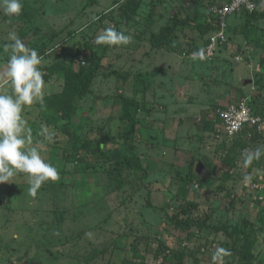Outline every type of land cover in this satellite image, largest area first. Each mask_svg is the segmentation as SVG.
Segmentation results:
<instances>
[{
    "label": "rangeland",
    "instance_id": "1",
    "mask_svg": "<svg viewBox=\"0 0 264 264\" xmlns=\"http://www.w3.org/2000/svg\"><path fill=\"white\" fill-rule=\"evenodd\" d=\"M22 1L37 10L35 18L27 24L18 23L15 17L8 22L9 17L0 8V85H5L3 73L9 52L4 45L10 43V31H15L26 46L36 39H52L47 49L49 55L43 57L40 68L51 65L60 53L69 61L75 54L77 60L89 57L90 49L86 45L92 43L96 52L104 55V67L92 84V93L78 102L79 109L71 122L64 124L59 114L55 124L48 123L40 115L41 109L46 108L45 100L43 106L35 103L27 107L29 113L25 119L30 128L34 124L38 133L36 138L31 137L30 146L38 147L43 159L57 168L59 179L45 182L35 197L28 192L26 174L20 173L9 183L0 184L1 191L8 197L5 206L0 204V264H179L175 256L179 252L184 253L180 264H213L212 255L219 247L231 253L223 258V264H238L243 239L235 240L222 232L215 233L214 240L212 234L190 238L189 231L173 226L171 216L178 208L189 204L196 206L192 213L194 218L208 216L207 221L213 225L221 222L232 229L244 218L253 223L250 239L253 264H264V180L257 181L256 188L253 182L244 181L246 168L242 155L245 150L251 152L264 146V139L251 144L245 137L225 139L229 147L235 149L236 145L234 153L228 152V159L235 158V168L230 171L229 180L220 182L224 190L219 192L218 181L228 170L226 147L223 148L224 143L217 139L212 127L207 128L210 131L204 130L202 123L208 116L218 122L215 109L222 110L244 96L241 89L232 85L239 94H230L225 103H215L218 96L214 84H221L224 92L226 88L222 86L229 79L230 84H237L229 72L235 63L241 67L249 64L255 72L253 82L258 85L257 90L255 86L250 92L255 93L251 94L250 103L264 112L261 101L264 100V19L255 21L249 32L238 37L240 46L231 42L233 30L228 34V43L215 57L194 61L191 54L205 48L212 33L202 35L198 26L204 23L213 6L222 2L220 0H137L140 4H136L139 5L128 23H117L116 17L118 3L126 0ZM111 13L116 22L105 18ZM175 13L182 17L196 14L197 19L185 31L177 32L176 47L172 51L157 52L150 73L151 80L154 77L156 82L149 92H139L137 96L145 99L138 100L145 112L135 115L134 153L144 160L147 177L140 180L141 173L137 170L129 178L123 174L125 185L118 188L112 174L113 159L117 150L125 149L121 147L120 136L126 121L118 120L121 106L114 97L128 96L125 88L128 92L132 88L129 85L119 88L121 84L118 87L113 73L134 74L142 70L134 64L140 59L134 54L135 43L140 42L137 36L148 39ZM93 16L97 17L95 22L91 20ZM108 27L131 36V42L126 46L94 43ZM233 55L243 61L236 62ZM73 67L79 68L77 62ZM246 71L242 72V78L246 77ZM62 82L56 78L45 82V95L60 93ZM3 86L0 91L6 90L7 86ZM132 93L135 91L129 95ZM80 125L84 128L81 131ZM43 127L54 133L53 142L40 134ZM219 129L215 127V131ZM105 133L109 138L102 136ZM77 135L84 141L90 140L89 151L94 152L90 156L82 152L74 161L73 144ZM103 139L102 150H96L97 142ZM241 144L246 145L242 151L238 148ZM192 161L211 164L215 170L211 176L207 175L211 185L200 188L195 180L187 179V166ZM261 162L264 166V156ZM228 165H232L231 161ZM253 171V176H264V167ZM239 175L242 177L237 178ZM229 190H232L230 197L226 194ZM190 230L198 232L197 228ZM136 236L142 238L138 241L137 255L133 245L137 242ZM161 244L165 246L163 251Z\"/></svg>",
    "mask_w": 264,
    "mask_h": 264
},
{
    "label": "trees",
    "instance_id": "2",
    "mask_svg": "<svg viewBox=\"0 0 264 264\" xmlns=\"http://www.w3.org/2000/svg\"><path fill=\"white\" fill-rule=\"evenodd\" d=\"M139 1V0H138ZM137 0H126L125 3H118V11H117V23H120V21L124 23H128L130 21L131 14L136 11V8L138 5H136ZM23 9L22 14L19 17H15L16 20H18V23L20 24H27L31 20L35 18V15L37 13V10L34 8H31L29 5L25 3V1H22ZM111 15V16H110ZM109 16H105V18L109 19L112 22H116V18H114L113 14L111 13ZM104 16V15H103ZM208 17H210V22L200 25L202 28H199L202 35L208 34L210 31H213L216 28V22L213 21V14L210 12L207 14ZM235 19H238L239 22H241L243 25L241 27L236 28V32L244 35L245 32H249L250 28L252 27L253 23L255 21L264 19V12H255V13H239L235 14L233 16ZM229 17V18H230ZM14 18V17H13ZM33 18V19H32ZM119 18L121 20H119ZM228 18V19H229ZM197 17L196 14L194 16H184L182 17L179 13H175L174 16L167 21L166 25L164 27H161V29L157 33H152L145 43L149 45L154 50H166V51H172L175 47V39L177 37V32L179 30L185 31L186 28L192 24L195 23ZM227 24V23H226ZM231 25H226V32H230ZM229 31V32H228ZM52 40V39H51ZM50 39H36L33 41H30L28 43L29 48L36 49L38 54L40 56L45 57L48 54V46L51 42ZM209 40H207L208 42ZM90 49V56L89 57H83L82 60H77V54L71 56V60L69 61L67 58H65L64 53H60L57 56V60L53 62L51 65H43V68H40L43 74V79L45 82L51 81L53 78H56L58 80H62V91L60 93H52L44 96V100L46 108L41 109L40 115L47 120L48 123L55 124V117L59 114L60 120L63 119L67 124V122H71L77 112L78 108V102L82 101L84 98H86L88 95L92 93L91 87L94 83L95 79L98 77L99 72L103 69L104 65L102 63L104 59V55L96 52V46L92 44L86 45ZM49 55V54H48ZM77 62V65L79 68L76 70L73 67V64ZM41 67V66H39ZM118 80V87L121 84L119 88H124L127 82L130 81V84H128L131 88H133V91L135 93H132L131 96L127 95H121V96H115L114 100H116L117 103L121 106V111L118 120L126 121V127L122 132V135L120 136L123 140V146L125 149L117 150L116 158L113 159L114 162V170H112V174L114 176V181L117 183V187L121 188L125 185V180L122 178V175L125 174L128 178L130 177L131 173L134 172V170L140 171L141 176L140 180L144 181V179L147 177L146 171L143 169V161L141 157H137L134 153L135 143L133 142V137L135 133L137 132V121L135 119V115L140 112H145L144 109L141 108V104L139 103V99L137 98L138 93L140 92V86L137 87V83L142 79V74L146 75L145 72H141L138 70V72L132 74V72L126 71L125 74H121L119 71H116L113 73ZM126 90V88H125ZM141 93V92H140ZM143 107V105H142ZM255 114L260 115L264 117L262 111L255 110ZM53 115V116H52ZM209 119V118H208ZM204 122V130H206L208 127H212V130L215 134V126L219 122L212 121V120H203ZM80 131L83 130L82 126H79ZM210 129V128H209ZM207 129V130H209ZM79 131V132H80ZM210 131V130H209ZM212 132V131H211ZM37 131L35 129V126L33 124V127H31V137L36 138L37 137ZM81 135V134H80ZM76 136V140L73 144L74 149V158L75 156H78L82 152L87 153V156H90L94 151L90 150L91 141L87 140L84 141L80 136ZM108 133H105L102 135L103 137H108ZM140 135H142L140 133ZM218 138L221 142L224 143L223 148H225L226 152V159H228V152L234 153L235 149L229 147L226 145L225 137L222 136V134L219 132L217 133ZM243 138L245 136H240L237 138ZM109 138V137H108ZM246 138V137H245ZM264 139V135L254 134L251 140H249L250 144L251 142L257 143ZM104 142L103 140H99L97 142L96 150H102L101 144ZM246 147L245 144L239 145L238 148L242 151ZM136 149V148H135ZM230 149V150H229ZM233 149V150H232ZM194 157H192L193 159ZM263 156L258 161H253V163L246 168V171L244 172L245 175H249L250 177L253 176L254 171L253 169H259L260 167H264L262 165ZM112 159V158H111ZM196 159V158H195ZM74 161H77L76 158L73 159ZM194 160V159H193ZM228 161H231V166L228 165ZM200 162V161H198ZM234 162L235 158L228 159L226 162V167L228 168L227 171L222 174L221 179L218 181L219 185V192L224 190L223 183L229 180L230 178V171L234 169ZM206 170L208 171V176L212 175L215 170L212 168L211 164L209 162H202ZM197 161H192L190 165L187 166L188 168V175L187 179L189 181L195 180L198 187L203 188L206 186H209L211 182V178L207 177L204 181L200 179L199 175L196 172V166ZM104 168V167H103ZM102 168V169H103ZM114 171V172H113ZM244 176V175H243ZM224 177L225 179H223ZM242 177V175H239L237 178ZM259 179V180H258ZM264 176H253L251 183L258 184L257 181H263ZM217 180H215L216 182ZM123 188V187H122ZM232 191V190H231ZM230 190L226 192L227 196H231ZM8 198V197H7ZM5 197V194L0 189V199H2V202L0 204L4 205L6 204V201L8 200ZM196 206L193 204L189 205H183L182 207L178 208L177 211L171 216V223L176 229H179L181 231H189L190 238H199L202 237V234L211 235L212 239H215V233L222 232L225 235L235 238V240L243 239V249H241L238 254L240 255V258L238 259V264H253V261L255 260L253 256V248H252V242L251 238L253 236V229L254 225L250 221L246 220L245 218L239 223L238 225L234 226L232 229L228 228L227 224H223L219 222L220 224L213 225L207 221V217L205 219H201L199 217L194 218L193 216V209ZM209 218V217H208ZM197 228V233L192 232L190 229ZM202 232V233H201ZM205 232V233H204ZM201 233V234H200ZM142 238H139L136 236L135 240L137 242H134V253L137 255L139 251V243ZM164 244H161V250L163 251ZM233 250L236 248L235 244L232 246ZM232 251V250H231ZM233 252V251H232ZM184 253L179 252L177 255L178 259L177 262L180 264V261L183 260L182 256ZM175 258V257H174ZM144 264V263H141ZM230 264V263H228Z\"/></svg>",
    "mask_w": 264,
    "mask_h": 264
},
{
    "label": "clouds",
    "instance_id": "3",
    "mask_svg": "<svg viewBox=\"0 0 264 264\" xmlns=\"http://www.w3.org/2000/svg\"><path fill=\"white\" fill-rule=\"evenodd\" d=\"M0 8L9 17L8 22H10L13 17L22 14V0H0ZM96 19V16L91 17L92 22ZM8 39L10 43L5 44L4 49L9 52V57L3 73V83L7 88L5 91H0V184L9 183L20 173L26 174L29 183L28 192L35 197L45 182L59 179L57 168L43 159L38 147L30 146L32 145L31 128L23 116L27 107L35 103L43 106L45 81L39 67L43 58L36 49L26 46L15 31L8 33ZM130 42L131 36L113 27L105 28L94 41L96 44L107 46H126ZM191 59L206 60L205 49L200 48L193 52ZM241 60L240 57L235 58L236 62ZM248 98L251 102V98ZM251 107L255 110V107L252 105ZM217 126L220 129L215 132L216 137L221 130L219 122ZM40 134L48 142H53L54 133L48 128L43 127ZM242 155L244 167L247 168L253 161H258L264 156V146L251 152L245 150ZM250 180L251 177L245 175L244 181ZM229 255L231 253L228 249L217 248L212 255L213 264L218 262L223 264V258Z\"/></svg>",
    "mask_w": 264,
    "mask_h": 264
},
{
    "label": "built area",
    "instance_id": "4",
    "mask_svg": "<svg viewBox=\"0 0 264 264\" xmlns=\"http://www.w3.org/2000/svg\"><path fill=\"white\" fill-rule=\"evenodd\" d=\"M263 7L264 0H223L221 5L212 8L211 13L218 20V29L204 48L207 57L212 58L217 48L228 41L226 22L230 16L255 13ZM215 116L221 126L219 132L225 139L244 135L251 140L254 134L264 135V117L255 114L248 97L233 101L222 110L216 109ZM252 186L256 188L257 184Z\"/></svg>",
    "mask_w": 264,
    "mask_h": 264
},
{
    "label": "crops",
    "instance_id": "5",
    "mask_svg": "<svg viewBox=\"0 0 264 264\" xmlns=\"http://www.w3.org/2000/svg\"><path fill=\"white\" fill-rule=\"evenodd\" d=\"M220 1H222L223 2V0H220ZM222 2H220V4L219 5H221L222 4ZM219 5H217V6H219ZM214 7H216V6H213V8ZM258 12H260V13H262V12H264V7H263V9L261 10V11H258ZM213 21H214V23L216 22V28L213 30V31H210V32H212V33H210L211 35H210V37L209 38H211V36H213L214 34H215V32L217 31V29H218V20H217V17L213 14ZM231 18V21H229V23H228V20ZM229 19H227V25H231L230 27H231V29H230V31L232 32L233 30H234V38L231 40V42H234V43H236V45L238 44L239 45V36H242V34H240V33H237L236 32V28H238V27H241L243 24L241 23V22H239V20L238 19H235V18H233V17H230ZM210 17H208L207 15H206V17H205V20H204V23L203 24H205V23H208V22H210ZM192 25H194V24H192ZM201 25V24H200ZM254 26H255V22H254ZM199 28H202L201 26H198ZM200 31V30H199ZM229 32V31H228ZM137 33V32H136ZM230 33V32H229ZM229 33H227V39H228V41H229V37H228V34ZM247 32H245L244 34H246ZM209 38H208V40H209ZM137 39L140 41V42H138V43H135V46H134V48H135V50H134V54H136V56H138V57H140V59L139 60H137V62H135L134 64L135 65H137V67L139 68L140 67V69L142 68V70H139V71H141V72H145V74H148V75H144L145 77H142V79L137 83V85L138 84H140L141 85V87H142V89H140V92L141 93H146L147 91L149 92L150 91V89L152 88V86H153V82H154V84H155V82H156V79H154V77H153V80H151V74L150 73H152V70H153V67H154V63H155V60H156V56H157V52L158 51H166V50H154V49H152L149 45H147V43H145V41H143V40H146L145 39V37L144 36H137ZM228 41L226 42V43H223L221 46H219L218 48H217V50H216V52H215V54H214V57L216 56V54H218V52H220L221 51V49H223V46H225L227 43H228ZM209 42V41H208ZM240 46V45H239ZM229 47V46H228ZM167 52H169V51H167ZM230 53H232V51H230ZM234 56V55H233ZM235 58H236V56H234ZM243 61V59L241 60V62ZM240 62V63H241ZM247 62V61H246ZM246 62H243V63H245L246 64ZM248 63V62H247ZM247 66H239V64H237V63H235L234 65H233V69H231V70H229V72H230V77L232 78V81H237V84H235L234 82H232L231 84H230V82H231V80L229 79V82L227 83V84H225L224 86H222V88L224 87V88H226V90H225V92L224 91H221V84L219 85V84H214L213 86L216 88V91H217V96H218V99L216 100V102L215 103H218V104H220V103H225L227 100V97L230 95V94H234V93H238V91L237 90H240L241 89V93L242 94H244V96L243 97H246V96H248V97H252V95L251 94H255V93H250V92H253L252 90L255 88V86H256V90H257V85L258 84H256L255 82H253V79H254V75H255V72H253V70H251V67H250V65L249 64H246ZM243 68V71H244V69H247V71H246V77H244V78H242V72L243 71H241V69ZM259 72H260V69H259ZM130 79H129V81L127 82V84L125 85V86H128V84H130ZM245 82V83H244ZM239 83V84H238ZM148 84V85H147ZM241 84V85H240ZM232 85H234L235 87H236V89L235 88H233V86ZM1 86H3V85H0V87ZM5 86V85H4ZM3 86V87H4ZM2 87V88H3ZM1 88V89H2ZM127 88V87H126ZM131 88V87H130ZM132 91H133V88H132ZM131 90H130V92H128V90L126 89L125 90V92L128 94V96H130L129 94L132 92ZM230 92H232V93H230ZM248 93H250V94H248ZM168 94H169V96H171V91H168ZM239 94V93H238ZM188 95H189V93H188ZM190 97V96H189ZM255 99V98H254ZM139 100H145V99H139ZM226 100V101H225ZM252 100V99H251ZM261 101H263L264 102V100H261ZM262 104H264V103H262ZM166 107V105L163 107V108H165ZM255 110H256V108H255ZM28 109L26 108L25 110H24V112H23V115H25L24 116V118L25 117H28ZM262 113H264V112H262ZM209 117V116H208ZM206 120H208V119H206ZM209 120H211V118H209ZM215 127H217V124H216V126ZM220 142H221V140L220 139H218Z\"/></svg>",
    "mask_w": 264,
    "mask_h": 264
},
{
    "label": "water",
    "instance_id": "6",
    "mask_svg": "<svg viewBox=\"0 0 264 264\" xmlns=\"http://www.w3.org/2000/svg\"><path fill=\"white\" fill-rule=\"evenodd\" d=\"M196 172L199 175L200 179H202V181H204L208 175V171L206 170V168L202 163L197 164ZM0 202H2V199H0Z\"/></svg>",
    "mask_w": 264,
    "mask_h": 264
}]
</instances>
